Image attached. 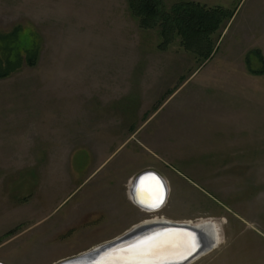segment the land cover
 I'll return each instance as SVG.
<instances>
[{"label":"rangeland","instance_id":"obj_1","mask_svg":"<svg viewBox=\"0 0 264 264\" xmlns=\"http://www.w3.org/2000/svg\"><path fill=\"white\" fill-rule=\"evenodd\" d=\"M192 1L235 10L205 61L159 48L127 0H0V37L22 33L0 39V70L17 64L0 77V262L56 264L160 218L212 220L190 264H264V0ZM146 169L168 188L152 212L128 192Z\"/></svg>","mask_w":264,"mask_h":264},{"label":"water","instance_id":"obj_2","mask_svg":"<svg viewBox=\"0 0 264 264\" xmlns=\"http://www.w3.org/2000/svg\"><path fill=\"white\" fill-rule=\"evenodd\" d=\"M147 179L154 181L160 189L159 198L151 202L147 201L141 192ZM128 190L135 204L150 210L161 208L168 192L165 180L150 169L143 170L133 177ZM162 239H165L163 241L165 249L160 252V258L151 264H190L195 258L210 250L213 241L212 237L208 238L200 228L189 221L144 220L120 236L56 264H142L140 260L132 258L133 250L142 244L151 243L160 251L162 248L158 244ZM170 247L174 249L168 251Z\"/></svg>","mask_w":264,"mask_h":264},{"label":"trees","instance_id":"obj_3","mask_svg":"<svg viewBox=\"0 0 264 264\" xmlns=\"http://www.w3.org/2000/svg\"><path fill=\"white\" fill-rule=\"evenodd\" d=\"M128 10L141 29H157L161 37L159 48L167 47L175 40L197 60L205 61L215 52L213 35L221 24L230 20L235 10L222 6H207L197 1L180 0L169 7L163 0H127ZM18 30L10 32L5 39L17 40L22 38ZM21 36V37H20ZM36 50L34 51L35 55ZM33 54L27 60L33 64ZM32 61V62H31ZM17 67L16 63L7 61L5 68L0 70V77H6L9 70ZM256 75L264 74V68L253 71ZM13 230L5 235L13 234Z\"/></svg>","mask_w":264,"mask_h":264},{"label":"bare ground","instance_id":"obj_4","mask_svg":"<svg viewBox=\"0 0 264 264\" xmlns=\"http://www.w3.org/2000/svg\"><path fill=\"white\" fill-rule=\"evenodd\" d=\"M165 180V179H164ZM142 195H143V197L147 200V201H152V200H156V199H158L159 198V192H160V189L158 188V185L154 182V181H152V180H149V179H147L145 182H144V184H143V186H142ZM166 201V200H165ZM164 204H165V202H164ZM163 204V205H164ZM137 205V204H136ZM139 208H141L142 210H144V211H146V212H152V211H155V210H150V209H148V208H145V207H141V206H139V205H137ZM160 209V208H159ZM158 209V210H159ZM153 220V219H152ZM154 220H160V218L159 219H154ZM195 226H197L198 228H200L204 233H205V235L208 237V238H210V237H212V242H211V247L212 248H214L215 247V245L217 244V232H216V229H215V227H214V225H213V222H212V220H202V221H200L199 223H197V224H194ZM163 241H165V239L163 240H161L160 242H159V244H158V246L160 247V248H162V250H160L159 252H161V251H163V249H165V247L163 246ZM211 248V249H212ZM171 249H174L173 247H170L169 249H168V251H171ZM210 249V250H211ZM210 250H208V251H210ZM208 251H206V252H204L203 254H201L200 256H202V255H204L205 253H207ZM200 256H198L197 258H195V260L196 259H198ZM194 260V261H195Z\"/></svg>","mask_w":264,"mask_h":264},{"label":"snow or ice","instance_id":"obj_5","mask_svg":"<svg viewBox=\"0 0 264 264\" xmlns=\"http://www.w3.org/2000/svg\"><path fill=\"white\" fill-rule=\"evenodd\" d=\"M132 258L140 260L142 264H151L160 258V252L157 246L146 243L133 250Z\"/></svg>","mask_w":264,"mask_h":264},{"label":"flooded vegetation","instance_id":"obj_6","mask_svg":"<svg viewBox=\"0 0 264 264\" xmlns=\"http://www.w3.org/2000/svg\"><path fill=\"white\" fill-rule=\"evenodd\" d=\"M225 210H228V211H230L231 209H230V208H228V207H225Z\"/></svg>","mask_w":264,"mask_h":264},{"label":"crops","instance_id":"obj_7","mask_svg":"<svg viewBox=\"0 0 264 264\" xmlns=\"http://www.w3.org/2000/svg\"><path fill=\"white\" fill-rule=\"evenodd\" d=\"M5 264V263H4Z\"/></svg>","mask_w":264,"mask_h":264}]
</instances>
